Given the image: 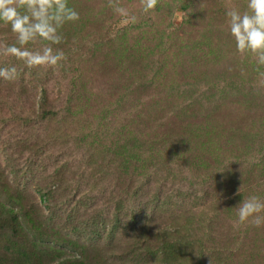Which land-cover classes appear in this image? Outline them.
Here are the masks:
<instances>
[{"label":"rangeland","instance_id":"1","mask_svg":"<svg viewBox=\"0 0 264 264\" xmlns=\"http://www.w3.org/2000/svg\"><path fill=\"white\" fill-rule=\"evenodd\" d=\"M185 1L147 20L141 0H69L59 68L0 54L17 70L0 78V201L49 264H264V225L234 209L264 196V65L226 15L247 0H193L176 27ZM15 39L0 22V44Z\"/></svg>","mask_w":264,"mask_h":264},{"label":"clouds","instance_id":"2","mask_svg":"<svg viewBox=\"0 0 264 264\" xmlns=\"http://www.w3.org/2000/svg\"><path fill=\"white\" fill-rule=\"evenodd\" d=\"M141 2L143 13L149 14L158 7L159 0ZM114 11L122 18V25L137 22L136 15L130 14L123 6H115ZM226 15L237 50L242 54L251 53L259 65H264V0H247L245 11L232 9ZM79 19V12L69 6V0H0V22L10 25L16 38L13 44H0V54L14 56L29 68L57 69L67 59L62 49L53 47L62 43L60 29ZM38 41L44 42L42 48L30 50L27 47ZM16 71L15 67L0 68V78L12 80ZM234 209L239 224L264 225V196H244Z\"/></svg>","mask_w":264,"mask_h":264},{"label":"trees","instance_id":"3","mask_svg":"<svg viewBox=\"0 0 264 264\" xmlns=\"http://www.w3.org/2000/svg\"><path fill=\"white\" fill-rule=\"evenodd\" d=\"M193 4V0L185 1L179 9L174 20L176 27L180 26L183 20L182 14ZM149 14H144L145 19ZM145 22L137 23V25ZM136 24V23H135ZM46 92L42 98V108L46 106ZM55 112L43 110L41 118L54 115ZM13 205V204H12ZM18 210L0 201V264H47L55 256V250L40 242L37 226L23 227L19 222ZM22 222V221H21ZM39 260V261H38ZM65 258L56 264H63Z\"/></svg>","mask_w":264,"mask_h":264}]
</instances>
